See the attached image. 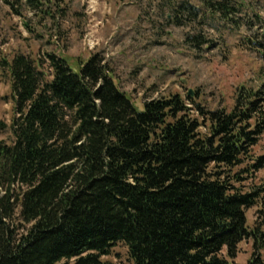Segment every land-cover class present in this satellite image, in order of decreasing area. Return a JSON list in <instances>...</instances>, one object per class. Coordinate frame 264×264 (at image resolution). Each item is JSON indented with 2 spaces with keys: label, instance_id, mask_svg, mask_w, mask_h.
I'll list each match as a JSON object with an SVG mask.
<instances>
[{
  "label": "trees",
  "instance_id": "1",
  "mask_svg": "<svg viewBox=\"0 0 264 264\" xmlns=\"http://www.w3.org/2000/svg\"><path fill=\"white\" fill-rule=\"evenodd\" d=\"M60 1L3 0L42 18ZM260 6L182 1L174 21L245 25L264 54ZM210 41L202 30L187 36L199 50ZM0 65L15 112L0 137V264H108L120 242L131 264H239L248 240V264H264V217L250 228L247 216L264 203V82L242 86L231 109L172 93L139 112L101 53L72 63L17 52Z\"/></svg>",
  "mask_w": 264,
  "mask_h": 264
},
{
  "label": "rangeland",
  "instance_id": "2",
  "mask_svg": "<svg viewBox=\"0 0 264 264\" xmlns=\"http://www.w3.org/2000/svg\"><path fill=\"white\" fill-rule=\"evenodd\" d=\"M182 1L201 6V0H61L52 5L53 18H42L26 5L20 10L24 16H19L0 0V61L24 52L35 59L57 53L73 63L101 53L139 112L146 100L172 93L189 96L190 90L194 106L231 109L242 86L264 82V54L250 49L253 35L245 25L206 18L203 27L187 19L178 26L175 10ZM253 1L264 16V0ZM200 30L211 40L201 50L187 43V36ZM42 70L51 79L48 64ZM14 114L11 79L0 65V121L7 125L1 138L9 137ZM258 176L264 178V171ZM247 216L253 228L264 217V203L249 209ZM253 251L252 240L242 242L235 261L248 264ZM103 260L131 264L128 247L121 242Z\"/></svg>",
  "mask_w": 264,
  "mask_h": 264
},
{
  "label": "water",
  "instance_id": "3",
  "mask_svg": "<svg viewBox=\"0 0 264 264\" xmlns=\"http://www.w3.org/2000/svg\"><path fill=\"white\" fill-rule=\"evenodd\" d=\"M189 96H193V91L192 90L189 91Z\"/></svg>",
  "mask_w": 264,
  "mask_h": 264
}]
</instances>
